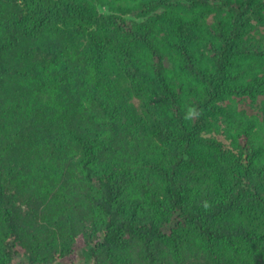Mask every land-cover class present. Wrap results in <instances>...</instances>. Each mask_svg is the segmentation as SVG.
<instances>
[{"label":"trees","instance_id":"1","mask_svg":"<svg viewBox=\"0 0 264 264\" xmlns=\"http://www.w3.org/2000/svg\"><path fill=\"white\" fill-rule=\"evenodd\" d=\"M19 261L264 264V0H0Z\"/></svg>","mask_w":264,"mask_h":264},{"label":"clouds","instance_id":"2","mask_svg":"<svg viewBox=\"0 0 264 264\" xmlns=\"http://www.w3.org/2000/svg\"><path fill=\"white\" fill-rule=\"evenodd\" d=\"M195 112V109L189 108L186 118H190V116Z\"/></svg>","mask_w":264,"mask_h":264},{"label":"rangeland","instance_id":"3","mask_svg":"<svg viewBox=\"0 0 264 264\" xmlns=\"http://www.w3.org/2000/svg\"><path fill=\"white\" fill-rule=\"evenodd\" d=\"M15 264H23V263L21 261H19V262L15 263Z\"/></svg>","mask_w":264,"mask_h":264}]
</instances>
